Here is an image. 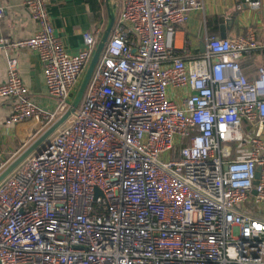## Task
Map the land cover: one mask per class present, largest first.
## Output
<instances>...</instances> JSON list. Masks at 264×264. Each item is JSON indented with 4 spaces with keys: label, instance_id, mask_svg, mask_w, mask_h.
Instances as JSON below:
<instances>
[{
    "label": "built area",
    "instance_id": "built-area-1",
    "mask_svg": "<svg viewBox=\"0 0 264 264\" xmlns=\"http://www.w3.org/2000/svg\"><path fill=\"white\" fill-rule=\"evenodd\" d=\"M50 1L26 0L37 33L0 37V50H36L57 107L29 99L8 56V126L51 127L99 43L84 33V49L69 54ZM121 3L75 115L0 184V264H264V68L249 81L239 64L258 48L254 35L213 36L186 61L177 29L203 0Z\"/></svg>",
    "mask_w": 264,
    "mask_h": 264
},
{
    "label": "crops",
    "instance_id": "crops-1",
    "mask_svg": "<svg viewBox=\"0 0 264 264\" xmlns=\"http://www.w3.org/2000/svg\"><path fill=\"white\" fill-rule=\"evenodd\" d=\"M25 1L0 0V8L5 10L4 17L0 18V37L17 42L37 33L38 25ZM261 1V9L255 11L246 5L239 9L238 0H203L204 10L192 11L189 20L177 29L175 47L178 55L186 61L198 59L206 52L207 41L213 36L234 39L252 33L258 48L245 53L239 64L244 78L256 80L259 70L264 68V0ZM108 4L116 6L117 19L121 12V0L50 1L49 12L56 35L69 54L76 55L84 49V33L98 34V41L101 40L108 25ZM118 6L120 11L117 16ZM8 56H14L19 61L20 75L28 88L29 99L42 110L53 112L57 103L45 85L38 52L29 48L8 52L0 50V84L7 79ZM12 107V100L0 99V166L5 167L47 130L33 120L6 125Z\"/></svg>",
    "mask_w": 264,
    "mask_h": 264
},
{
    "label": "water",
    "instance_id": "water-1",
    "mask_svg": "<svg viewBox=\"0 0 264 264\" xmlns=\"http://www.w3.org/2000/svg\"><path fill=\"white\" fill-rule=\"evenodd\" d=\"M116 6L108 4V25L106 30L99 41L96 51L90 61L82 83L80 84L78 93L71 104L70 108L62 115L51 127H49L36 141H34L26 150H24L15 160H13L1 173L0 184L7 179L12 173H14L30 156L35 154L44 144H46L50 138L73 116L78 110L81 102L83 101L86 89L90 83V80L95 72V69L101 59L104 49L112 34L115 21H116ZM264 156V155H263ZM260 173L258 172L257 178ZM256 195V191L253 192Z\"/></svg>",
    "mask_w": 264,
    "mask_h": 264
},
{
    "label": "rangeland",
    "instance_id": "rangeland-1",
    "mask_svg": "<svg viewBox=\"0 0 264 264\" xmlns=\"http://www.w3.org/2000/svg\"><path fill=\"white\" fill-rule=\"evenodd\" d=\"M119 11H120V7L118 6V7H117V16H118V14H119ZM82 80H83V79H82ZM81 83H82V81H81ZM81 83H80V84H81ZM248 206H250V208L253 207L251 202L248 203Z\"/></svg>",
    "mask_w": 264,
    "mask_h": 264
}]
</instances>
